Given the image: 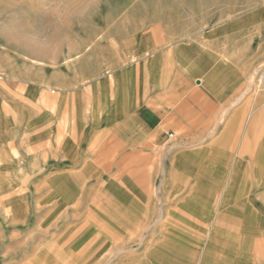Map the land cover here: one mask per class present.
Listing matches in <instances>:
<instances>
[{
	"label": "rangeland",
	"instance_id": "1",
	"mask_svg": "<svg viewBox=\"0 0 264 264\" xmlns=\"http://www.w3.org/2000/svg\"><path fill=\"white\" fill-rule=\"evenodd\" d=\"M242 17L264 34V0H0V264H264V179L241 155L250 146L264 164V52L216 122L157 149L136 212L101 189L84 131L97 71L138 35ZM180 156L226 159L230 186L210 190V163L200 185V171L175 166Z\"/></svg>",
	"mask_w": 264,
	"mask_h": 264
},
{
	"label": "crops",
	"instance_id": "2",
	"mask_svg": "<svg viewBox=\"0 0 264 264\" xmlns=\"http://www.w3.org/2000/svg\"><path fill=\"white\" fill-rule=\"evenodd\" d=\"M259 26L251 30L242 17L180 35L160 31L154 42L138 35L129 53L105 63L106 73L97 71L102 81L89 97L84 131L96 147L93 162L102 164L97 179L110 199L136 212L134 197L141 199L149 185L157 149L192 143L242 96L264 52H254L257 41L264 45ZM123 59L130 65L121 66Z\"/></svg>",
	"mask_w": 264,
	"mask_h": 264
},
{
	"label": "bare ground",
	"instance_id": "3",
	"mask_svg": "<svg viewBox=\"0 0 264 264\" xmlns=\"http://www.w3.org/2000/svg\"><path fill=\"white\" fill-rule=\"evenodd\" d=\"M264 84V83H263ZM259 146V145H258ZM250 147V146H249ZM249 147H247L245 150H242L241 152V155H242V157L244 156V155H246L248 158H253L254 160V163H255V165H256V175H258L259 177H260V180L262 181L263 179H264V164H263V162H262V164L261 165H258L259 164V160L257 161V159H256V157H255V155L252 153V150H249ZM237 156V155H236ZM234 159V158H233ZM184 160V158H183V156H180V157H178V160H177V162H176V164H175V166H177L178 167V169L181 171H184V173L185 174H195L196 173V171L198 170V171H200V172H198V173H196V174H201L200 175V179H198L199 181H200V185H202L203 184V182H202V180H204L205 178H208L209 177V175H210V172L213 170V169H215V174H214V177L213 178H211V179H206L207 180V182H208V180H209V182H208V185H209V187H210V190L211 191H214V190H216V191H219L220 190V188H223V186H230V182L229 183H225V182H223L224 181V178L226 179L227 177H226V169H225V164H226V159H217V158H212V159H210V160H207V162L206 161H202V163L201 164H199V166L198 165H196V164H190V162L188 163L186 160H184L185 162H182ZM248 161V160H247ZM206 163H210L209 165V169L211 170H209V172H208V170H206V171H201L202 169H203V165H205ZM239 164L241 165V169H244L245 171H246V164H245V162H243L242 160H240L239 161ZM198 167V168H197ZM249 167H251L250 165H249ZM253 169V168H252ZM179 172H177V174H178ZM176 173H175V175H177ZM171 175V174H170ZM255 175V176H256ZM243 176V175H242ZM175 178L176 177H178V175L177 176H174ZM183 177V176H182ZM180 178V177H179ZM228 179V178H227ZM264 181V180H263ZM262 181V182H263ZM205 182V181H204ZM205 185H206V182L204 183ZM203 184V185H204ZM228 184V185H227ZM228 190V189H227ZM223 191V190H222ZM227 193V192H226ZM219 195V194H218ZM217 199V198H216ZM257 203V202H256ZM216 204V203H215ZM217 204H218V202H217ZM259 204H260V202H259ZM236 205V204H235ZM217 206V205H216ZM259 207V206H258ZM242 208V207H241ZM256 208V207H255ZM221 216V215H220Z\"/></svg>",
	"mask_w": 264,
	"mask_h": 264
}]
</instances>
